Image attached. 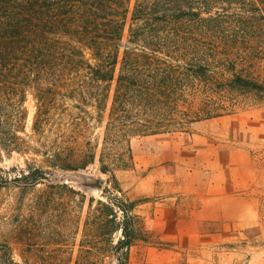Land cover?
<instances>
[{
	"label": "trees",
	"instance_id": "1",
	"mask_svg": "<svg viewBox=\"0 0 264 264\" xmlns=\"http://www.w3.org/2000/svg\"><path fill=\"white\" fill-rule=\"evenodd\" d=\"M131 1L0 0V115L5 95L14 92L21 98L11 108L24 120L31 94L32 131L42 137L43 128L57 125L55 116L73 122V111H94L104 122L103 173L104 159H131L132 137L184 132L231 114L240 97L264 94L256 73L264 0ZM60 84L69 92L58 93ZM8 148L0 141V149ZM35 152L59 170L84 169L96 155L88 142L72 149L54 143ZM46 175L33 168L21 171L20 179L36 185ZM109 179L104 200L88 205L74 264H103L108 256L128 264L129 248L149 241L137 204L122 196L113 175Z\"/></svg>",
	"mask_w": 264,
	"mask_h": 264
},
{
	"label": "rangeland",
	"instance_id": "2",
	"mask_svg": "<svg viewBox=\"0 0 264 264\" xmlns=\"http://www.w3.org/2000/svg\"><path fill=\"white\" fill-rule=\"evenodd\" d=\"M258 9L264 15V6ZM257 35L256 73L264 81V29ZM57 92L69 88L60 84ZM20 98L10 92L1 104L0 141L11 148L0 149V264H74L88 205L104 200L111 175L122 196L137 204L148 231V242L129 248L128 264H264V94L240 97L231 114L184 132L132 137L131 159H104L107 173L99 161L104 122L94 111H73V122L55 116L57 125L43 128L40 137L32 131L31 94L24 120L14 115L11 107ZM66 122L72 125L59 127ZM44 142L46 150L88 142L96 155L84 169H51L35 152ZM33 168L46 170L47 180L31 185L20 179ZM58 242L68 249L54 246ZM103 264L114 262L108 256Z\"/></svg>",
	"mask_w": 264,
	"mask_h": 264
}]
</instances>
